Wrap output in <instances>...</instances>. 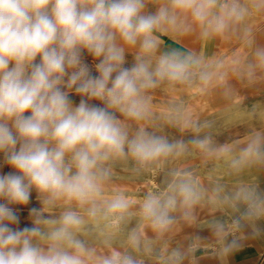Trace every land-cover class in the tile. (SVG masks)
Here are the masks:
<instances>
[{
	"label": "clouds",
	"instance_id": "9594fccd",
	"mask_svg": "<svg viewBox=\"0 0 264 264\" xmlns=\"http://www.w3.org/2000/svg\"><path fill=\"white\" fill-rule=\"evenodd\" d=\"M148 4L0 0V167L14 170L0 174V264H145V257L152 264H200L202 250L223 261L243 247L236 233L244 222L264 217V192L208 190L186 169L171 170L162 189L140 200L111 186L115 162L131 160L136 172H151L189 145L208 158L229 157L236 173L264 164V132L233 155L229 145L201 138L208 125L180 107L169 109L168 119L197 134L188 142L129 123L151 118V92L162 84L195 85L203 93L226 82L223 62L206 64L191 50L161 51L163 35L233 33L253 11L264 12V0H164L155 11ZM244 31L251 43V29ZM253 55L246 65L232 62L250 81L264 69V47ZM33 191L40 207L29 209L32 226L17 227L13 206L29 205ZM206 205L239 215L230 221L214 215L200 226L196 210ZM181 223L197 230L173 246Z\"/></svg>",
	"mask_w": 264,
	"mask_h": 264
},
{
	"label": "rangeland",
	"instance_id": "374dc122",
	"mask_svg": "<svg viewBox=\"0 0 264 264\" xmlns=\"http://www.w3.org/2000/svg\"><path fill=\"white\" fill-rule=\"evenodd\" d=\"M163 2L164 0H149L148 11H155ZM245 28L251 29V43L245 37ZM161 39L164 41L161 51L191 50L200 55L206 64L223 62L222 70L227 72L226 82L217 84L203 93L199 92L195 85L162 84L151 92L153 115L145 121H129L132 130L144 127L149 132L165 136L169 141L188 142L197 134L190 130L181 131L179 126L169 123L168 119L169 109L180 107L199 124L208 125L202 127L199 133L201 138L208 135L216 145H229L233 149V155L238 154L239 149L254 133L264 132V69H256L258 78L253 81L239 76L232 70L235 67L232 63L234 60L240 61L241 65L254 62L255 48L264 47V12L253 11L235 32L223 36L205 39L200 36L199 30H196L185 36L169 32ZM127 59L131 61L132 53H129ZM85 60L90 66L93 64L91 57L86 54ZM93 74H96L94 68ZM72 99L78 104L80 97L73 94ZM117 115L119 116V113ZM2 161L3 157L0 155V164ZM134 169L135 164L131 160L115 162L111 186L125 189L135 200L142 199L149 191L162 189L171 179L169 172L174 169L191 171L208 190L221 185L225 193H231L241 186H251L264 192V164L253 165L236 173L229 167V157L208 158L192 145H189V151L185 155L169 159L161 168H154L151 172H136ZM9 172L14 170L7 165L0 167V174ZM36 195L33 191L27 206H13L21 218L17 227L32 226L28 212L32 207H40ZM196 211L200 226L214 215L225 220H228L229 216L234 218L239 215L227 206L218 211L206 205ZM135 223L136 221H133L128 227L135 226ZM244 223L245 228L236 233L243 241V247L239 251L221 261L213 257L210 250H202L197 253L200 264H264V217ZM177 228L169 241L173 246L184 243L185 236L197 230L196 226L184 223L179 224ZM201 234L210 236L207 230ZM148 235L151 236L152 233L149 231ZM120 244H123V237L117 240V245ZM145 264H152V261L145 257Z\"/></svg>",
	"mask_w": 264,
	"mask_h": 264
},
{
	"label": "bare ground",
	"instance_id": "6f19581e",
	"mask_svg": "<svg viewBox=\"0 0 264 264\" xmlns=\"http://www.w3.org/2000/svg\"><path fill=\"white\" fill-rule=\"evenodd\" d=\"M166 112V111H165ZM232 219V217L228 218V220L230 221Z\"/></svg>",
	"mask_w": 264,
	"mask_h": 264
},
{
	"label": "crops",
	"instance_id": "0c3cea01",
	"mask_svg": "<svg viewBox=\"0 0 264 264\" xmlns=\"http://www.w3.org/2000/svg\"><path fill=\"white\" fill-rule=\"evenodd\" d=\"M228 218H230V216Z\"/></svg>",
	"mask_w": 264,
	"mask_h": 264
}]
</instances>
